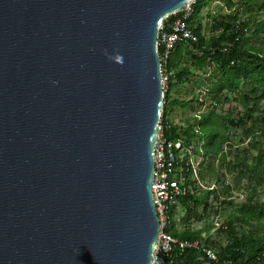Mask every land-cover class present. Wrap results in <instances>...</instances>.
<instances>
[{
	"label": "water",
	"instance_id": "95a60500",
	"mask_svg": "<svg viewBox=\"0 0 264 264\" xmlns=\"http://www.w3.org/2000/svg\"><path fill=\"white\" fill-rule=\"evenodd\" d=\"M191 0H0V264H154L159 26Z\"/></svg>",
	"mask_w": 264,
	"mask_h": 264
},
{
	"label": "trees",
	"instance_id": "16d2710c",
	"mask_svg": "<svg viewBox=\"0 0 264 264\" xmlns=\"http://www.w3.org/2000/svg\"><path fill=\"white\" fill-rule=\"evenodd\" d=\"M209 1L211 0H196L190 16L186 19L189 28L197 37V43L177 44L166 63H162L163 74L171 72L164 92V106L161 115L162 136L172 143L185 140V145L190 146L194 154H201L204 158L201 165L207 163L209 169H211V163L208 161H213L218 156H221L220 166H224L227 172L244 168L240 170L236 183L241 177H246L247 173H256L258 179L264 181V178L260 176L261 171L264 173V160H262L263 153L259 142L253 141L249 148L246 147L236 154L233 162L227 161V156L235 146V140L242 143L244 139L249 140L250 137L262 136L264 133V109H261L259 105L260 99H264V50L261 47L242 44L247 33L248 20H239L237 15L233 14L213 17L211 35L203 36L201 11L208 6ZM220 1L224 2L227 8L237 5L247 8L249 12L254 11L255 8L261 10L263 19L255 24L254 34L264 33V0ZM176 17L172 15L164 23L169 24ZM158 53L161 56V48L158 49ZM192 59L199 65L213 63L216 69V72L211 75L214 80H211L210 76L207 77L208 82L212 83V88L207 91V94L213 99L214 106L203 113L196 112V108L191 106L195 101L198 105L203 103L196 96L188 101L171 99L174 87L192 75V71L186 66ZM241 78H243L242 82ZM224 90L228 95L223 92ZM231 94L236 95L234 99L242 106L243 111L237 113L236 117H233L234 110H229L222 115L217 114L214 111L216 105L223 106L230 102ZM254 94L260 95L251 99L250 96ZM169 105L183 109L192 107L194 114L185 119V127L172 124L168 118V113L171 111ZM240 128L241 134L238 136L233 130ZM225 141L228 147L226 151L223 150ZM199 145H201V151L198 148ZM250 148L258 151L256 156H252L254 165L241 161L243 154L251 153ZM188 160L186 155L182 162V174L188 192L179 197V204L185 209V215L178 219V224L175 220L177 210L172 207L170 219L164 231L178 241L199 240L200 248H190L181 252L176 244L169 253L158 254L157 257L160 260L155 261L154 264H204L205 254L201 250L202 246L211 249L217 256L216 261H209V264H264V234H257L259 226L264 224V201H253L257 188L248 189L245 201L239 206H234V213L232 216L228 215L227 221L217 228L216 238L212 239V225L193 230L190 227L191 219L202 221L203 217L199 213V208L202 206L203 214L207 212L210 208L209 198L212 194L220 203H232L231 186L221 182L220 192L210 190L208 187L201 189L198 182L192 179L194 178L192 167L186 165ZM201 175V173L198 174L200 177ZM252 221H255L253 226L250 224ZM234 222L239 224L238 228L234 226ZM245 225L250 226L248 230H243ZM177 227L180 229L177 230ZM203 232L205 236L202 235ZM221 235L224 242L219 238Z\"/></svg>",
	"mask_w": 264,
	"mask_h": 264
},
{
	"label": "rangeland",
	"instance_id": "374dc122",
	"mask_svg": "<svg viewBox=\"0 0 264 264\" xmlns=\"http://www.w3.org/2000/svg\"><path fill=\"white\" fill-rule=\"evenodd\" d=\"M227 14H233L237 15L239 20H248V29L247 33L244 39V42L242 44L244 45H250L254 47H261L264 50V33L260 32L258 35H255V24L263 19L262 11L255 8L254 11L249 12L247 8L244 7H238L237 5L232 6L231 8H227L225 3L220 0H211L209 1V4L206 8L202 9L201 11V17L200 21L202 24L201 32L203 36L209 37L211 35L210 29L213 21V17L215 16H226ZM257 15V16H256ZM255 16V18L253 17ZM186 66L190 68L192 71V75H189L187 80L184 79L182 83H179L174 87V89L171 92V99H178V100H184L188 101L191 100L193 97H198L199 100H202V104L198 105V103L195 101L192 103V107L196 108V112L203 113L208 108H212L214 106L213 99L210 98V96L207 94L208 90H211L212 83L208 82L207 77L216 72L215 66L213 63H204L202 65H199L196 63L195 60H190ZM211 80H214V78L211 77ZM240 81H243V78L240 79ZM175 82V80L173 81ZM214 82V81H213ZM167 87V83H166ZM225 94H227V91H223ZM228 95V94H227ZM260 94H254L251 95L250 98H257ZM231 101L228 103H225L223 106L216 105L214 108L215 112L217 114H224L229 110H234L233 117H236L237 113H240L243 111L242 106L235 101L234 98H236L235 94H231ZM259 105L261 109H264V99H260ZM187 107L185 109L180 108L178 106L171 107L169 105V109L171 110L168 114V118L172 122L173 125H177L180 127H185L186 122L185 119L189 116H192L194 112L192 111V107ZM246 124L249 125V122L246 121ZM160 126L163 130V126L161 125V119H160ZM233 132H236V134L239 136L241 134V128L235 129ZM259 142L261 152L263 153V159L264 160V133L262 136L258 135L256 137H250V139H244L242 140V143H239L238 140H235V146L231 149L230 154L227 156V161L233 162L235 160V156L237 153L242 152L246 147L249 148L250 144L253 142ZM227 141H225L223 145V150H228V147L226 146ZM199 150L201 151V145L198 146ZM251 150V148L249 149ZM258 153L257 149L251 150V153L243 154V158H241V161H247L248 165H254L255 162L252 159V156H256ZM220 157L218 156L213 161L210 160L208 162L211 163V169L207 168V163L202 162L204 158L201 154H197L194 157H192V162L194 166V172L195 176H197L199 173H201V177L198 176L199 183H197L201 189H207V187L211 190H215L216 192L221 191V182H224V184H229L231 186V198L232 203H220L219 200L215 199V195H210L209 198V204L210 208L207 210L205 214L202 212V206L199 208V213H201L203 219L202 221H196L195 219H191L190 227L191 229H203L207 225H212L213 229L211 230L212 239L216 238V230L217 228L225 223L227 221L228 215H231L234 213V206H239L242 202L245 201L248 189L250 187H256L257 191L253 195V201H264V181L259 180L256 173H247L246 177H241V179L236 183V178L239 176L240 170H243L244 168H238L234 172H227L224 166H220ZM190 159V157H189ZM207 160V159H205ZM260 176L264 178V173L261 171ZM220 196L222 197V194L220 193ZM221 199V198H220ZM185 215V209L182 207H179L177 209L175 220L178 222V219L181 216ZM179 224V222H178ZM252 226L255 225V221H252L250 223ZM180 226V225H178ZM234 226L236 228L239 227V224L234 222ZM181 227V226H180ZM180 227H177V230L180 229ZM250 226H244L243 230H248ZM258 235L264 234V224H261L259 226V230L257 231ZM205 236V232L202 234ZM221 240L223 241L222 235L219 236ZM225 241V240H224ZM223 241V242H224Z\"/></svg>",
	"mask_w": 264,
	"mask_h": 264
},
{
	"label": "built area",
	"instance_id": "2783aa9c",
	"mask_svg": "<svg viewBox=\"0 0 264 264\" xmlns=\"http://www.w3.org/2000/svg\"><path fill=\"white\" fill-rule=\"evenodd\" d=\"M196 0H191L185 7H183L174 16H177L169 24L164 21L159 26L157 47L161 48V62L166 63L170 53L179 43L196 44L197 37L189 28L186 19L192 12V6ZM199 53L197 50H194ZM201 54V53H199ZM163 75L162 83L164 90L171 72H166ZM175 151H178L175 153ZM190 157L186 165H190L193 171V180L199 183L198 175L195 176L192 157L194 154L191 147L185 145V140H178L174 143L167 141L162 136V128L159 123V136L153 151L154 158V172L152 181V200L155 206L157 217L160 223V232L157 238V247L154 253V262L159 261L157 257L160 253H169L174 245H178V249L182 252L190 248H200L199 240L178 241L172 236L168 235L164 229L168 225L170 219V210L173 207L178 209L179 197L188 192V187L185 185V178L182 174L183 159L185 156ZM202 246V245H201ZM204 252V264H209V261H216L217 256L214 251L204 246L201 247Z\"/></svg>",
	"mask_w": 264,
	"mask_h": 264
},
{
	"label": "clouds",
	"instance_id": "9594fccd",
	"mask_svg": "<svg viewBox=\"0 0 264 264\" xmlns=\"http://www.w3.org/2000/svg\"><path fill=\"white\" fill-rule=\"evenodd\" d=\"M174 15H175V14H174ZM165 20H166V19H165ZM165 20H164V21H165ZM160 60H161V59H160ZM161 64H162V62H161ZM161 67H162V65H161ZM162 74H163V71H162ZM162 78H163V75H162ZM163 87H164V86H163ZM164 92H165V90H164ZM179 207H180V206H179ZM179 207H178V208H179ZM176 210H177V209H176Z\"/></svg>",
	"mask_w": 264,
	"mask_h": 264
},
{
	"label": "crops",
	"instance_id": "0c3cea01",
	"mask_svg": "<svg viewBox=\"0 0 264 264\" xmlns=\"http://www.w3.org/2000/svg\"><path fill=\"white\" fill-rule=\"evenodd\" d=\"M169 114V113H168Z\"/></svg>",
	"mask_w": 264,
	"mask_h": 264
}]
</instances>
